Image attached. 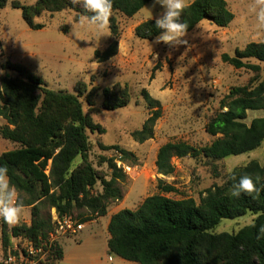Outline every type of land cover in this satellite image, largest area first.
<instances>
[{
  "label": "trees",
  "instance_id": "trees-1",
  "mask_svg": "<svg viewBox=\"0 0 264 264\" xmlns=\"http://www.w3.org/2000/svg\"><path fill=\"white\" fill-rule=\"evenodd\" d=\"M153 0H113L109 20L111 38L106 50H97V62H106L119 52V13L133 18ZM8 0H0V9ZM184 10L182 20L187 21V32L201 22L209 21L219 28L228 27L234 14L226 0H194ZM20 9L27 25L41 30L44 24L36 19L43 13L73 11L75 20L81 15H91L71 0H37L33 5L13 3ZM155 20H147L135 29L137 37L155 39L161 32ZM222 60L236 69L254 73L248 84L233 87L221 100L219 110L206 125V132L214 137L210 145L198 148L187 142H168L158 151V174L172 177L176 173L175 158H204L209 162L251 153L264 143V117L246 122L249 111L264 109V41L251 42L244 49H237L233 56L224 54ZM258 63H256V62ZM14 76H5L0 85V117L6 121L1 136L19 147L0 155V166L8 168V176L20 195L24 207H31V225L12 228L7 233L3 220V242L8 247L14 238L31 240L35 245H49L47 264H57L64 258V248L58 241H49L55 226L42 208L55 209L58 217L73 216L81 223H88L108 215L112 202L123 198L120 181L126 179L124 167L118 162L136 159L118 145L105 146L104 151L115 150L117 157L102 158L112 171L106 175L98 171L90 160L91 144L88 131H103L85 113L82 98L95 106L93 90L87 93L84 83L75 86V92L56 91L46 81L23 65L9 64ZM104 110L127 107L132 94L128 85L117 83L102 91ZM150 115L142 128L132 137L144 143L154 137L157 121L162 116L160 102L142 91ZM79 160V163L77 161ZM259 175L258 191L251 195L242 193L232 197L230 189L236 182L235 175ZM223 184L206 189L197 202L193 198L172 199L161 194L147 197L136 209H123L111 216L108 225V251L135 264H264V157L263 161L251 160L235 167ZM100 184L101 190L95 191ZM161 192L172 194L178 189L160 180ZM248 213L254 215L251 224L237 232L218 233L216 228L224 219H237ZM259 237V238H258Z\"/></svg>",
  "mask_w": 264,
  "mask_h": 264
},
{
  "label": "rangeland",
  "instance_id": "rangeland-1",
  "mask_svg": "<svg viewBox=\"0 0 264 264\" xmlns=\"http://www.w3.org/2000/svg\"><path fill=\"white\" fill-rule=\"evenodd\" d=\"M36 1L8 0L6 7L0 9V85L3 77L15 75L8 68L9 64L25 66L56 91L74 93L75 86L84 83L87 93L93 90L95 102L91 107L83 97L84 111L103 130L88 131L90 160L94 167L110 179L112 171L102 158L117 157L118 152L104 151L101 144L118 145L136 158L117 164L130 168L126 169V179L120 181L123 198L110 204L107 216L86 223L77 236L60 239L58 242L68 251V257L57 264H135L109 254L108 225L113 214L123 209L136 210L147 197L156 194L176 200L193 198L199 202L206 189L224 183L230 170L254 159L263 161L264 143L256 151L218 162L202 157L175 158L176 173L172 177L158 174L156 167L158 151L168 142H187L198 148L212 143L215 138L206 132V125L219 110L221 100L233 87L246 85L254 77L249 70L236 69L223 62L222 56H233L237 49H244L251 42H263L264 29L258 27L256 16L250 10L253 0H226L234 14L228 27L219 28L203 21L187 32L183 38L187 44L175 47L157 44L155 39L145 40L135 34L139 24L155 20L163 12L160 5L153 7V0L133 18L113 14L120 30L119 52L109 61L100 63L95 52L108 48L112 41L110 27L106 29L108 35L99 38L94 28H81L75 20L76 14L67 10L43 13L36 22L45 27L31 29L22 11L12 4L33 5ZM193 1L188 0L189 4ZM260 65L264 71V63ZM117 83L129 86L132 100L125 108L104 110L102 91ZM144 89L160 102L162 116L156 123L154 137L140 143L132 133L141 129L150 115L142 95ZM261 117H264V109L251 110L246 122L250 124ZM6 124L0 117V130ZM18 147L0 134V155ZM160 180L174 185L178 192H161ZM101 189L98 184L95 191ZM31 210V207H24L17 223H7V233L15 226L31 225ZM42 214L53 221L57 213L45 206ZM253 220L251 213L237 219H224L216 231L237 232ZM3 228V219H0V258L9 253L12 245H24L23 238L17 237L5 247Z\"/></svg>",
  "mask_w": 264,
  "mask_h": 264
},
{
  "label": "clouds",
  "instance_id": "clouds-1",
  "mask_svg": "<svg viewBox=\"0 0 264 264\" xmlns=\"http://www.w3.org/2000/svg\"><path fill=\"white\" fill-rule=\"evenodd\" d=\"M71 3L91 13V15L80 16L81 28H94L99 38L108 35L106 29L109 27L113 0H71ZM157 4L163 8V12L155 18L156 28L162 30L155 38V43H164L173 47L187 44L183 38L187 35L189 24L182 20V15L184 10L190 6L188 0H154L153 7ZM250 10L256 16L258 27L264 29V0H253ZM149 12L151 13L150 10ZM150 19H153L152 13ZM231 179L236 181L230 189L229 194L232 197H239L242 193L251 195L257 192V183L261 181L259 175L254 180L248 174L240 176L238 180L235 175H231ZM23 208L24 205L17 188L11 184L8 168L0 166V219L10 225L15 224L20 220ZM259 232L264 235V226L260 227Z\"/></svg>",
  "mask_w": 264,
  "mask_h": 264
},
{
  "label": "built area",
  "instance_id": "built-area-1",
  "mask_svg": "<svg viewBox=\"0 0 264 264\" xmlns=\"http://www.w3.org/2000/svg\"><path fill=\"white\" fill-rule=\"evenodd\" d=\"M123 167L125 172L126 169H130L125 166ZM52 222L55 229L50 234V243L59 241L62 238L77 236L85 228V224L79 222L73 216H64L61 218L56 214ZM48 249L49 245L47 247L46 242L35 245L31 240L25 239L23 246H19L18 244L12 245L9 253L0 258V264H47Z\"/></svg>",
  "mask_w": 264,
  "mask_h": 264
},
{
  "label": "crops",
  "instance_id": "crops-1",
  "mask_svg": "<svg viewBox=\"0 0 264 264\" xmlns=\"http://www.w3.org/2000/svg\"><path fill=\"white\" fill-rule=\"evenodd\" d=\"M67 257H68V251L66 249H64V258L61 261H65L67 259Z\"/></svg>",
  "mask_w": 264,
  "mask_h": 264
}]
</instances>
